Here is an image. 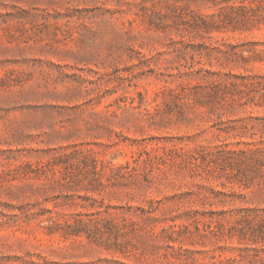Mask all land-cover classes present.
I'll return each instance as SVG.
<instances>
[{
  "label": "rangeland",
  "instance_id": "374dc122",
  "mask_svg": "<svg viewBox=\"0 0 264 264\" xmlns=\"http://www.w3.org/2000/svg\"><path fill=\"white\" fill-rule=\"evenodd\" d=\"M0 264H264V0H0Z\"/></svg>",
  "mask_w": 264,
  "mask_h": 264
}]
</instances>
